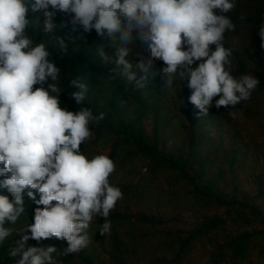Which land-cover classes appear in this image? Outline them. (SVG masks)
I'll list each match as a JSON object with an SVG mask.
<instances>
[{
	"label": "trees",
	"instance_id": "1",
	"mask_svg": "<svg viewBox=\"0 0 264 264\" xmlns=\"http://www.w3.org/2000/svg\"><path fill=\"white\" fill-rule=\"evenodd\" d=\"M227 15L236 26L225 33L224 40V46L232 49L233 75L252 74L260 83L251 98L235 108L217 109L213 104L207 116H198L199 110L188 100L192 90L187 79L177 78L171 92L164 86L162 60L154 61V78L136 89L115 64L119 40L113 43L94 29L73 31L71 18L57 12L54 34L64 37L68 45L66 52L61 51L43 31L42 14L30 7L32 24L26 32L34 43L47 45L49 59L60 69L61 107L70 111L81 107L70 95L76 91L70 81L80 79L88 85L82 106L94 114L105 113L103 121L91 126L93 136L81 150L89 157L103 153L114 161L116 168L109 179L124 198L108 217L113 225L110 239L99 242L108 261L87 247L76 259L63 255L67 242L56 238L30 239L28 246H54L57 264H133L140 253L150 257L152 264H264V174L256 178V192L241 197L237 172L245 152L235 146L225 149L208 128L225 118L252 120L253 140L264 153V41L259 36L264 0H235V8ZM232 34L243 40L234 44ZM69 36L82 39L73 42ZM101 47L112 57L110 62L99 55ZM129 47V60L135 61L139 51L148 55L147 44ZM220 158L224 162L213 173ZM0 194L7 193L0 190ZM36 207L25 197V214L15 224L5 225L11 227L12 235L0 244V264H15L9 249L23 227L33 222ZM196 210L204 213L191 221L181 215V211ZM211 210L213 215L208 214Z\"/></svg>",
	"mask_w": 264,
	"mask_h": 264
},
{
	"label": "clouds",
	"instance_id": "2",
	"mask_svg": "<svg viewBox=\"0 0 264 264\" xmlns=\"http://www.w3.org/2000/svg\"><path fill=\"white\" fill-rule=\"evenodd\" d=\"M30 7L42 14L43 31L61 51L68 45L54 34L57 12L71 18L73 31L94 29L113 43L119 40L115 64L136 89L154 78V61L162 60L164 86L171 92L177 78L187 79L198 116H207L213 104L235 108L260 82L252 74L233 75L232 49L224 46L225 33L236 27L227 15L235 0H0V190L7 193L0 194V244L12 235L5 225L25 214L27 197L37 205L33 222L18 233L8 254L15 264H57L54 246L27 242L56 238L67 242L63 255L79 253L91 243L88 230L96 217L103 218L100 234L110 233L108 217L124 195L109 179L114 161L81 150L105 113L82 106L88 85L80 79L70 81L76 89L70 95L81 107H61L60 69L47 45L34 43L26 32ZM259 36L264 41V24ZM137 43L147 44L148 55L139 51L129 60V45ZM98 53L104 62L112 60L102 47Z\"/></svg>",
	"mask_w": 264,
	"mask_h": 264
},
{
	"label": "rangeland",
	"instance_id": "3",
	"mask_svg": "<svg viewBox=\"0 0 264 264\" xmlns=\"http://www.w3.org/2000/svg\"><path fill=\"white\" fill-rule=\"evenodd\" d=\"M230 40L234 44H238L243 39L241 36L232 34L230 35ZM214 48V46H211ZM211 136L216 137L218 142L222 143L225 149H229L232 146L239 147L244 154V160L241 164V169L238 170V182L241 186V197L244 195H253L257 189V177L260 174H264V153L261 147L257 144L258 142L253 140V132L256 130L254 128V123L252 120H245L242 116L239 118L231 117L225 118L220 124H211L208 126ZM224 159L220 160L213 167L212 172L214 173L216 167L221 165ZM226 167V165H224ZM204 211H181V215L187 221H191L196 217H200ZM214 210L208 211V214L213 215ZM103 223L102 217H96L92 222L88 235L90 237L91 243L87 248H94L96 254H98L103 260L108 261L109 255L100 246V240L104 239L106 242L111 237V232L113 225L111 227L110 233L101 235L100 226ZM93 245V246H92ZM107 248L109 246L107 245ZM78 256V253L71 254L72 258ZM111 264V263H109ZM133 264H152V259L147 255L137 254L134 258Z\"/></svg>",
	"mask_w": 264,
	"mask_h": 264
}]
</instances>
